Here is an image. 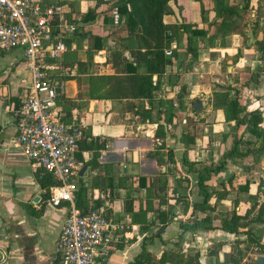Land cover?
<instances>
[{"label":"crops","instance_id":"1","mask_svg":"<svg viewBox=\"0 0 264 264\" xmlns=\"http://www.w3.org/2000/svg\"><path fill=\"white\" fill-rule=\"evenodd\" d=\"M245 1L226 0L229 6L236 8V13L231 15L236 29L225 34L218 31L223 17L216 14L215 0L168 2L169 12L162 18L165 24L184 22L205 33L192 36L190 44L196 49V57L186 52L187 33L178 31L172 35L165 49L171 63L159 82L157 75L152 77L158 84L153 92L154 101L162 99L160 109L173 112L167 122L156 120L154 111L153 119L142 120L126 109V100L75 99L77 62L85 61L88 51L92 52L94 65L99 67L94 70L96 73L124 71L123 64L113 67L107 61L116 45L117 35L113 30L119 24V17L115 23L112 11L116 7L99 6L93 20L82 22L81 18L94 7L96 0H63L66 19L76 21L78 28L69 36L70 48L60 59L71 69L69 77L62 79V96L74 99L69 114L87 132L83 144L92 137L105 142L104 148L97 151L94 166L90 160L96 150L79 151L86 167L78 183L86 188L88 206L96 200L102 202L93 199L96 191L108 193V213L124 224L123 234L112 245L105 264H130L142 248L157 260L164 251L178 247L185 253L198 251V264H218L230 260L231 255L240 258L236 255L237 248L244 252L240 263L230 261L228 264L251 261L249 256L255 247L245 242V234L223 230L220 223L231 210L244 213L251 206L248 195L258 191L257 201L264 198V157L249 171L243 170L239 162L227 161L225 168L210 180V188L230 192L222 197L215 190L211 195L213 227L196 230L181 227V222L207 213L193 210V204L203 200L197 183L201 165L219 163L232 143L234 121L227 123L223 110L213 108V83H229L239 90V102L246 110L262 111L264 127V2L249 0L245 7ZM249 33L254 35L251 45L247 44ZM125 34L126 31L121 32V36ZM93 36L103 38L101 48L93 47ZM80 53L84 54L83 58L79 57ZM123 54L130 56L128 51ZM16 55L15 51L0 50V264H53L55 240L68 204L62 202L53 206L47 202L48 195L40 185L38 169L12 144L15 132L12 109L25 94L21 79L26 76L24 62ZM181 85H185V91L179 97ZM196 99L201 101L200 110L193 107ZM143 104L147 107L149 100L144 99ZM158 122L163 125L162 134L157 133ZM242 131L243 138L255 139ZM186 133L193 136L188 144ZM230 176L231 182L228 181ZM246 181H249L248 191H239L238 186ZM164 216L167 217L165 222ZM261 230L260 244L264 250V224Z\"/></svg>","mask_w":264,"mask_h":264},{"label":"trees","instance_id":"2","mask_svg":"<svg viewBox=\"0 0 264 264\" xmlns=\"http://www.w3.org/2000/svg\"><path fill=\"white\" fill-rule=\"evenodd\" d=\"M63 3V0H46ZM108 0H96L93 8H90L81 18L82 22L93 20L98 13L97 8ZM171 0H115L110 4L111 7H116L119 13V24L116 25L113 32L117 35V41L114 48L108 54L107 61L113 67L121 64L124 65V71L117 73H96L92 67V52L88 51L85 61H78V74L74 76L78 86V92L75 99L95 98V99H113L126 100V109L138 114L142 120L153 119L152 111L156 120L170 121L173 112L161 110L163 100L154 101L153 92L158 89V84H153V75L159 77L165 72L166 66L171 63V57L165 55V49L169 47L172 35L178 31L187 33L188 45L186 52H190L193 57H196V49L191 46L192 36L203 35L205 31L195 26L186 24H165L163 15L169 12L168 2ZM249 0L245 1L244 6H248ZM236 8L229 6L226 0H215V11L217 15H221L223 20L218 25V31L221 34L229 33L236 29L234 21L231 20V15L236 13ZM68 19V18H67ZM69 20V19H68ZM76 22L73 20H69ZM80 27V26H79ZM126 31V34L121 36V32ZM93 47L99 49L103 45L102 37L93 36ZM66 42L70 45L71 38H66ZM257 43V42H255ZM129 52V58L123 53ZM175 55V54H173ZM68 78L69 76H64ZM212 106L223 110L225 121L232 125V143L229 149L223 153L219 163L217 164H202L197 172V183L200 192L203 195V200L193 204V210H204L207 213L203 216H194L186 221L181 222L183 229L196 230L197 228L209 229L212 225V215L210 210V198L215 190L219 191L222 197L230 193L227 190L220 191L216 188H210L211 177L225 168L227 161L234 160L239 162L243 170L249 171L254 164L258 163L264 157V127L261 125L263 114L260 109L246 110L244 105L239 102V90L229 83H213ZM185 85H181L179 97L183 96ZM148 99L149 105L146 107L143 100ZM60 103L64 112L63 120L65 122L78 121L69 114V107L74 105V99L67 98L61 95ZM180 106H183V101L180 100ZM162 123L158 122L157 133L162 134ZM248 132L255 139H245L240 132ZM84 136L79 142V151L83 149H93V157L90 163L94 166L100 149L104 148L105 142H99L98 137L90 138L87 144L83 141L87 139V132L83 129ZM185 140L188 143L193 141V136L186 133ZM159 157V153L156 152ZM78 157L82 159L80 153ZM172 159V153L169 154ZM250 158V161L247 160ZM162 159L161 157L159 160ZM247 160V161H246ZM186 161V159H185ZM248 162V163H246ZM251 162V163H250ZM40 174V185L45 189L49 197V188L56 184L54 177L42 166L35 165ZM232 176L228 178L231 182ZM224 185V181H221ZM249 181L244 185L238 186L241 192H247ZM258 191L256 194L247 196L251 202V206L244 213H237L235 210L227 212L222 218L220 227L231 233H244L245 242L255 247L252 252L264 254L263 246L260 244L262 235L261 225L264 224V198L261 202L257 201ZM264 196V195H263ZM86 188L80 183L79 188L75 193L76 205L80 208H87L86 204ZM96 200V205L100 204ZM235 203L237 201L235 200ZM128 209V208H127ZM164 216L163 222L166 221ZM247 250L249 248H246ZM244 252L239 248L236 249L238 257H232L230 260L220 261L218 264H228V262L240 263ZM198 251L185 253L182 248L170 249L164 251L159 259H155L146 249L142 250L134 258L130 264H198ZM56 261V260H55ZM55 264V262L53 263ZM252 264V260L246 262Z\"/></svg>","mask_w":264,"mask_h":264},{"label":"built area","instance_id":"3","mask_svg":"<svg viewBox=\"0 0 264 264\" xmlns=\"http://www.w3.org/2000/svg\"><path fill=\"white\" fill-rule=\"evenodd\" d=\"M112 15L118 22L117 8ZM77 28L76 22L66 19L63 4L56 1L0 0V50L17 52L26 72L21 79L25 94L12 109V144L27 161L42 165L54 177L57 183L49 188L47 202L68 204L55 240V264H105L124 224L108 213L109 194L103 190L93 196L102 200L100 204L76 205L84 128L63 120L60 103L62 79L71 74L60 59L70 48L66 38Z\"/></svg>","mask_w":264,"mask_h":264},{"label":"water","instance_id":"4","mask_svg":"<svg viewBox=\"0 0 264 264\" xmlns=\"http://www.w3.org/2000/svg\"><path fill=\"white\" fill-rule=\"evenodd\" d=\"M249 41L247 42L248 45H251L254 41V35L253 33H249ZM193 107L195 110H200L201 109V101L199 99H196L194 101ZM86 165H83L80 170V175L83 173V170L85 169ZM163 229V227L161 228ZM160 231V230H159ZM252 264H264V254H258L255 256V258L252 260Z\"/></svg>","mask_w":264,"mask_h":264},{"label":"rangeland","instance_id":"5","mask_svg":"<svg viewBox=\"0 0 264 264\" xmlns=\"http://www.w3.org/2000/svg\"><path fill=\"white\" fill-rule=\"evenodd\" d=\"M261 1H263L264 2V0H261ZM115 2V0H108L107 1V3H104V4H102L101 6H109L110 4H112V3H114ZM16 54H17V52H16ZM83 56H84V54L83 53H80V55H79V57L80 58H83ZM99 67H96V65H94L93 67H92V69L93 70H97ZM223 71H225V68H224V66H223ZM198 120V119H197ZM188 124H191L192 126H194L193 124V122H191L190 123V121H188ZM195 128V127H194ZM261 171H263V170H261ZM256 177L258 176V175H255ZM263 176V180H264V174L262 175ZM262 181V180H261ZM255 188V187H254ZM262 192H264V191H262ZM224 207V206H223ZM263 237H264V235H263ZM256 255H258V253H255V252H253V253H251V256H249V258H250V260H253L254 258H255V256Z\"/></svg>","mask_w":264,"mask_h":264}]
</instances>
